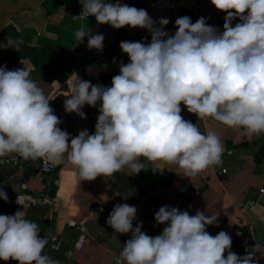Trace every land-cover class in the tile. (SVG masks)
<instances>
[{"label": "clouds", "instance_id": "9594fccd", "mask_svg": "<svg viewBox=\"0 0 264 264\" xmlns=\"http://www.w3.org/2000/svg\"><path fill=\"white\" fill-rule=\"evenodd\" d=\"M211 3L226 13L222 32L203 16L193 23L184 15L169 34L164 30L169 19L154 21L145 9L119 0H80L75 19L94 16L97 24L115 29L140 27L150 33V41L120 42L128 63H120L110 86L75 74L70 91L63 94L65 112L84 119L85 105L99 103V108L95 131L83 129L74 137L58 126L61 120L49 103L57 95H45L31 78V68L9 70L0 65V157L17 153L25 160L39 158L47 168L63 163L67 154L81 180L112 176L125 167L131 169L129 175L138 174L145 169L140 157L177 164L194 176L221 162L223 146L215 131L202 133L182 117L181 103L199 119L212 117L243 129L247 136L264 134V0ZM234 19L239 22L232 26ZM75 35L76 44L87 37L89 49L103 50L102 33L81 28ZM22 42H0V49L13 45L18 49ZM0 199H9L3 188ZM16 203L24 206L25 201L17 197ZM136 213L135 206L117 203L106 219L115 238L116 233H131L114 255V264H258L259 245L240 256L230 251L228 233L221 230L212 236L206 231V226L218 222L217 216L199 209L190 215L165 204L154 220L166 226L150 236L141 230L142 222L133 226ZM25 215L22 210L0 214V260L60 264L44 253L48 241Z\"/></svg>", "mask_w": 264, "mask_h": 264}, {"label": "crops", "instance_id": "0c3cea01", "mask_svg": "<svg viewBox=\"0 0 264 264\" xmlns=\"http://www.w3.org/2000/svg\"><path fill=\"white\" fill-rule=\"evenodd\" d=\"M119 2L139 8V0ZM76 10H81L80 0H0V42L23 41L18 49L15 45L0 49V55L11 49L17 56L14 68H31V78L45 95H57L49 101L50 106L61 120L58 126L73 137L83 129L95 131L99 108V103L96 107L85 105L84 119L65 112L63 102L67 97L63 94L70 91L75 74L93 84L110 86L111 78L119 74L120 63H128L120 42L147 43L151 39L139 34L136 27L115 29L97 24L94 16L75 19ZM81 28L104 35L105 53L100 63L94 59L96 50L87 47V37L76 44L75 34ZM66 52L73 57V64L65 84L55 78L43 80V64ZM181 109L182 117L197 124L202 133L215 131L219 135L223 146L220 163L191 176L177 164L140 157L138 162L145 169L138 174L129 175L131 169L125 167L112 176L81 180L65 154L64 162L55 165L47 183L38 169L39 159H22L20 165H0V188L9 198L7 202L0 199V214L24 211L25 218L37 223L39 235L48 241L44 253L60 264H114V255L120 253L131 235L113 236L106 219L114 204L135 206L133 226L142 222L141 230L150 236L160 234L166 226L154 220L160 206L167 204L190 215L199 209L217 216L216 224L206 226L209 234L215 236L221 230L228 233L232 239L230 251L240 256L246 253L239 250V244L247 248L259 245L255 258L258 264H264V190L258 194L259 187L264 189V134L247 136L243 129L228 127L212 117L199 119L182 103ZM17 197L25 201L24 206L16 203ZM253 197L257 199L250 208L246 201ZM0 264L19 262L9 259L0 260Z\"/></svg>", "mask_w": 264, "mask_h": 264}, {"label": "built area", "instance_id": "2783aa9c", "mask_svg": "<svg viewBox=\"0 0 264 264\" xmlns=\"http://www.w3.org/2000/svg\"><path fill=\"white\" fill-rule=\"evenodd\" d=\"M204 1L203 0H139V8L145 9L149 16L154 20L158 21L160 18L169 19V23L164 26V30L168 31L169 34H174L176 30L175 20L181 16L187 15L190 17L191 22L194 23V20L200 16L204 15ZM76 13L79 15L80 10H76ZM238 19L232 21V26L238 23ZM224 19L221 22L213 23L216 24L218 32L223 31ZM136 31L141 35H148L151 37L150 33L143 28L136 27ZM96 50V49H95ZM97 55L94 59L97 62H101V57L105 53V50L97 51ZM194 114V113H191ZM196 115V114H195ZM17 153H10L3 157H0V165L10 164V165H20L22 161ZM39 159V158H38ZM38 169L42 173H52L55 169V166L49 165L47 168L44 166L43 159H39ZM263 187L258 188V194L263 192ZM257 197L250 198L247 200L248 207H252L256 202Z\"/></svg>", "mask_w": 264, "mask_h": 264}, {"label": "trees", "instance_id": "16d2710c", "mask_svg": "<svg viewBox=\"0 0 264 264\" xmlns=\"http://www.w3.org/2000/svg\"><path fill=\"white\" fill-rule=\"evenodd\" d=\"M205 17V15H200ZM198 16V18L200 17ZM197 19L194 20V22ZM223 19L214 22H221ZM212 22V23H214ZM209 24V23H207ZM17 59L16 54L8 49L3 55H0V65H6L7 69L11 70L14 68L15 61ZM73 64V57L68 53L62 54L58 58L48 59L42 66V78L45 81H49L53 78L59 80L62 85L65 84L67 72ZM247 248L246 244H239V250L244 251Z\"/></svg>", "mask_w": 264, "mask_h": 264}, {"label": "rangeland", "instance_id": "374dc122", "mask_svg": "<svg viewBox=\"0 0 264 264\" xmlns=\"http://www.w3.org/2000/svg\"><path fill=\"white\" fill-rule=\"evenodd\" d=\"M203 1H204L203 8L205 12L206 23H209V25H211L212 22L219 21L224 18L226 13L216 9L215 6L211 3V0H203Z\"/></svg>", "mask_w": 264, "mask_h": 264}, {"label": "water", "instance_id": "95a60500", "mask_svg": "<svg viewBox=\"0 0 264 264\" xmlns=\"http://www.w3.org/2000/svg\"><path fill=\"white\" fill-rule=\"evenodd\" d=\"M92 133H93V130H92V128H90L89 129V134H92ZM42 176L47 181V183H49L51 175L49 173H42Z\"/></svg>", "mask_w": 264, "mask_h": 264}]
</instances>
